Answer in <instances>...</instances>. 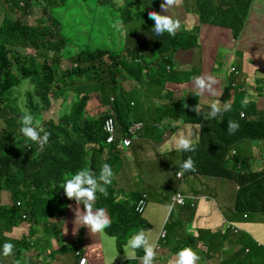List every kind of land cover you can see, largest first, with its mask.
Returning <instances> with one entry per match:
<instances>
[{
    "label": "trees",
    "instance_id": "16d2710c",
    "mask_svg": "<svg viewBox=\"0 0 264 264\" xmlns=\"http://www.w3.org/2000/svg\"><path fill=\"white\" fill-rule=\"evenodd\" d=\"M5 1L9 2V0ZM115 1L111 0L110 3L121 11V21L128 26L124 29L126 41L123 47L114 50L104 48L82 50L78 57H73L75 62L80 64V67L73 70L70 68L62 69L61 74L54 69H57L59 60H61V52L63 53L68 45V39L63 34L62 25L59 29H50L49 25L31 26L22 20L11 18H6L0 23V123L4 124V128L0 132V264H12L13 262L21 264L20 255L22 252L30 249L31 245L38 246L39 238L35 232L36 228L42 230L43 235L60 236V223H62L69 208L67 206L76 204L75 200L66 197L62 184L66 178L80 168L88 167L97 175L104 163L110 164L113 168L114 178L111 185L108 186V195L104 196L97 193L96 201V206L106 207L112 218L111 226L105 229L109 234L120 236L119 228H122V222L129 224L131 220L138 219L140 212L145 209L143 206L142 210H138L136 203L131 208L124 207V203L130 197L125 196L124 189L121 191L120 184L117 185V183L121 182L119 181L121 178L132 181L138 177L133 174L137 172L135 165L122 156L123 154L120 153L122 150H117L121 147L120 145H123L125 138H130L131 143H136L134 140L142 132H147L149 136L162 137V135L167 134L169 129L162 122L152 124L149 121L148 123H151L152 128L149 130L141 128L136 133H131L130 127L135 123H140L136 120L132 122L133 119L130 114V108L135 106L129 103L128 99L130 95L135 96V94L126 92L122 88L121 82L122 79L133 78L140 83L142 81L138 76L144 74L142 67H146L152 72L157 68L155 64L144 63L146 53L151 51V48H146L144 42L150 41L152 37L150 31H153V28L151 26V28L143 31L134 23L135 7L140 10L141 18L145 22H153V24L154 20L149 18L148 13L152 10L162 13L163 10L158 5V0H124V6L120 7ZM29 2L30 0H28L26 8L30 7ZM104 2L105 0L101 1L102 4ZM185 3L186 0H181L179 6H183ZM62 4L63 2L55 1L48 6L50 10H54L55 7ZM148 4L150 5L149 8ZM144 6L147 7L144 8ZM50 15L52 16V13ZM51 19L55 18L52 16ZM128 23L135 27H131ZM186 23V21L181 23V27L174 37L167 33L168 38L180 40L181 36L188 33ZM50 37H52V41ZM27 49H34L37 52V57L39 53L43 54L46 64L41 61V65L38 67L34 62L36 61L35 56L29 57L21 51ZM26 59L33 60L26 63ZM50 59L55 62V65H48L47 60ZM204 59H210V55L205 51ZM22 60L24 61L22 62ZM207 65L208 61L204 60L201 67L192 71L180 72L174 69L172 73L166 69V66L159 67L160 70L166 72H162L166 74L165 76H169L170 79L185 87L177 92L178 94L187 92L186 102L189 107L185 110L184 122L202 126L199 139L195 143V151H183V161L189 156L195 161L196 171H189V173L196 174L199 172V174L210 176L212 179L235 181L239 185L235 209L238 212H247L254 218L258 217V214L264 217V174L240 173L236 169L231 170L227 161L229 154H231L229 150L232 144L237 141L247 138L253 141L264 140V121H248L244 117V122L241 124L243 133L237 135L235 141H233L235 138L233 133L228 137L229 118L235 120L239 117L238 111L241 106L238 104L237 97L240 93L244 94L245 89L238 85L225 84V89L222 92L218 80L217 84L214 85L217 95L213 96L206 92L203 96L217 97L224 102H230L231 110L222 112L214 119H205L206 115L195 112L193 107L197 104L200 106L201 97L195 96L196 90L193 87L192 78L206 72V74L214 75L208 70ZM121 72L125 74H121ZM172 74L176 77L173 78ZM76 75L86 76L83 84L75 81ZM158 75L159 73L155 77L157 78ZM63 80L69 84L68 89L74 92L75 100L72 106V114L74 113L75 116L66 117V123L57 127L52 126V128H48L43 121H39L40 125L51 133L44 150L40 151L35 143L26 140L20 133V120L16 118H18V114H22V112H18L21 107L16 109L12 101L26 100L28 93L23 96L24 93L16 91L22 82L26 85H33L36 91V93L34 92L35 96L45 97L50 101L56 99L54 92L62 88ZM51 87L53 96L49 91ZM91 91L96 92L95 98L102 103L103 110L97 109L84 115V109L92 98ZM62 100H65L64 97ZM181 107L182 103L177 99L173 104V112L180 110ZM166 108L160 107L159 110ZM227 112L230 116L224 117L223 113ZM114 117L118 122V129L114 135L115 143L108 145L106 139L109 136L107 130H104V126L106 128L108 121ZM72 119L80 120L75 125L77 131H72L69 126L68 120ZM213 127L222 129V132L216 134ZM176 129L177 126L172 127V131ZM208 141L212 143H208ZM104 157L106 159L102 162ZM232 157H234L233 154ZM117 173L120 176L116 179ZM129 175L130 177H128ZM116 186L118 189L115 191ZM3 191L9 192L11 198L9 203L4 204L2 202ZM119 195L127 198L126 201H118ZM180 195L183 196L184 204L177 203L176 205L187 206L192 201V198L182 193ZM230 229L234 233L239 232L236 227ZM5 242L14 245L13 254L9 257L2 255V245ZM62 250L63 247H60L51 252L50 256L55 257L61 254ZM79 255L80 253L77 252V256ZM38 256L40 257V254Z\"/></svg>",
    "mask_w": 264,
    "mask_h": 264
},
{
    "label": "crops",
    "instance_id": "0c3cea01",
    "mask_svg": "<svg viewBox=\"0 0 264 264\" xmlns=\"http://www.w3.org/2000/svg\"><path fill=\"white\" fill-rule=\"evenodd\" d=\"M173 13L187 22L188 33L178 40L170 39L168 36L156 38L154 32L150 31L154 39H151L153 55L149 61L144 60V63L155 64L159 68L166 66L164 61L166 60L169 65H173L176 71L183 72L199 68L204 60H207V68L219 81L222 92L225 84H234L245 89V93H240L237 97L238 104L241 106L238 111L239 117L235 120L229 118L239 123L238 130L233 133L235 135L233 141H235L236 136L244 131L241 125L244 122L241 117L242 113L248 121L264 120V0H186V3ZM21 51L26 53L27 50ZM204 51L210 55V59H204ZM36 64L38 67L41 65V63ZM235 67L238 68L239 74L235 73ZM142 68L144 74L138 76L142 82L128 78L124 81L129 80V83L122 84L129 90L134 89L140 98L139 103L129 102L136 107L132 112V119L140 123L143 121L157 124L162 122L168 126L169 130L162 137L149 136L147 132H142L135 140L136 143H141L137 150L133 149L134 145L132 149L120 147L116 150H122L120 151L122 156L134 164L137 169L135 172L138 177L137 182L121 178L119 179L121 182L117 183V185L120 184L121 191L124 189L125 196L130 197L124 203V207L131 208L134 203L138 204L139 199L146 197L145 213L139 215L136 220L130 219L129 224L122 222L123 226L119 228L122 236L112 235L106 231L93 236L87 227H81L74 235L72 209L77 205L73 203L60 223V236L49 237L43 235L42 230H38L39 241L36 246L38 251L24 250L20 255L21 264H43L41 261L37 262L35 257H44L46 264H62L68 247H72L74 251V264H78L82 257L87 258L88 264H139L138 260L127 259L123 249L130 236L129 233L139 229H146L150 239L159 247L155 264H169L175 254L184 247H190L198 253L200 259L197 264H264V244L259 243V241H264V217L261 215L260 219H254V216L247 212L242 213L235 209L236 196L239 191V185L235 181L216 180L210 176L201 175L199 172L196 174L186 172L182 174V179L175 175L170 180L168 172L173 170L177 172L180 170L179 165L183 163V151H176L172 148L173 135L178 131L187 132L191 129L192 138L196 143L202 126L184 122L187 92L179 94L177 92L185 87L170 79L169 76L159 73L156 78L157 73L146 67ZM206 73L203 75H207ZM172 76L176 77L173 74ZM23 84L25 83L22 82L21 85ZM26 88L23 96L27 93L28 95L32 92L36 93L33 85L27 84ZM245 96L249 99L246 106L242 105ZM37 97L39 103L43 105L44 118L51 120V123L47 124L48 128L64 124L67 122L66 117L75 116L74 113L72 114L73 98H70L71 112H68L63 110V106L69 99L58 98L50 101L45 97ZM177 99L182 103V107L173 112V104ZM213 100H219L221 105L224 103L217 97L203 96L200 98V113L206 115L209 111L208 105ZM26 101L27 98L17 100L16 109ZM101 105L102 103L96 99L93 104L86 106L83 114H89L90 111L97 109L103 110ZM160 107L167 108L159 110ZM223 114L224 117L230 116L229 112ZM21 116L22 114H18L16 119L20 120ZM170 118L173 120L165 124ZM68 121L72 131H77L75 125L80 120ZM173 126H177L174 131H172ZM3 128L4 124L0 123V130ZM213 130L216 134L222 132V129L217 127H213ZM227 134L229 137L228 130ZM144 139L148 141L143 143ZM146 143H151V148L147 147ZM166 143H169L167 151L161 152V147ZM208 143L212 142L208 141ZM229 152L231 154L227 161L231 170L236 169L240 173L264 174V140L243 139L232 144ZM163 155L166 158L160 157ZM161 161L163 168L160 165ZM155 165H160L162 171L158 175L147 172L148 179L146 180L144 167L152 168ZM118 174L115 175L116 179L120 176ZM178 179L180 185L176 186L174 183ZM117 189L116 186L115 191ZM176 193H182L193 200L187 206H178L173 202ZM119 196L118 201H126L127 198ZM80 207L82 208V205ZM122 218L125 219V217ZM236 219L245 223L239 224ZM227 224L236 225L239 232L234 233L227 228ZM66 227L67 233H65ZM163 230L166 236L159 240ZM44 244L47 246L42 247ZM58 245L63 247L62 253L51 257V251H54ZM77 252L80 253L79 256L76 255ZM118 253H123L124 257L119 256ZM141 253L144 254L142 249L136 251L138 257ZM50 260L51 262L47 263Z\"/></svg>",
    "mask_w": 264,
    "mask_h": 264
},
{
    "label": "rangeland",
    "instance_id": "374dc122",
    "mask_svg": "<svg viewBox=\"0 0 264 264\" xmlns=\"http://www.w3.org/2000/svg\"><path fill=\"white\" fill-rule=\"evenodd\" d=\"M22 1L23 0H20V1L19 0H15V1L9 0V2H6L5 0H0V23H2L3 20L6 18H11L14 20H18V19L22 20L25 23L31 24V26L49 25L50 29H54V28L59 29L60 25H62L63 34H65V37L68 39V45L65 48L64 52L63 53L61 52V60H59V65H57L58 70L54 69L56 72L58 71V73H60V74H61V71H63L66 68H70L73 70L74 68L80 67V64L77 61L75 62V59L73 57L74 56L78 57V55L81 54L82 50H86V49L97 50L99 48L112 49V50L121 49L123 47V44L126 41V38H125L126 34H125L124 29L128 28V26L124 22L121 21L122 20L121 11L117 10L114 7V5H112L110 3L111 0H105L104 4L101 3L102 0H30V2H29L30 7H27V8H26V5L28 3V0L24 1V4H22ZM55 1H58L59 3L63 2V4L55 7L54 10H50L48 5L54 3ZM115 2L117 4V0ZM120 6H124V0H123L122 4L118 5V7H120ZM146 7L147 6H144V8H146ZM149 7H150V5L148 4V8ZM51 13L55 19H51L52 18V16L50 15ZM134 14H135L134 23L143 31L151 28V26L152 27L154 26L153 22H148V21L145 22L141 18L140 10L139 9L137 10L136 7L134 10ZM173 17H175V16H173ZM128 25H130L131 27H135L133 24H130V23H128ZM119 29L121 31H118ZM55 31H57V30L55 29ZM89 35H91V38H89ZM83 37H85V38H83ZM151 39L154 40L152 37H151ZM151 39L149 42H147V41L144 42L146 45V48L147 47L151 48V51H148L146 53V55H147L145 57L146 61H149L153 55ZM50 40L52 41V37H50ZM29 50L26 51V55H28L29 57L35 56L36 61H34V62L41 63V61H42L45 63V61H44L45 57L43 54L39 53V55L37 57V52H35V50H33V49H31L32 51H29ZM15 56H17L16 53H15ZM50 57H51V55H50ZM24 60H22V61H24ZM31 60H33V59H26V63H29ZM47 61L49 63L48 65H50V66L55 65V62L52 59L47 60ZM106 62L104 63V65L106 64ZM64 64H66V68L63 67ZM161 66H164V65L161 64ZM154 72L160 73L162 75H166L165 74L166 72L164 70H160V68H156L154 70ZM162 72H165V73H162ZM121 74H125V73L121 72ZM84 79H86V76L83 77V76L76 75V77H75V81L77 83H81V84H83ZM127 83H129V80L124 81V79H122L121 84H127ZM68 85L69 84H67L66 81L63 80L62 81V88L60 90H55L54 93L56 94L57 98H59V97L63 98L64 97V99H69L64 104L63 110L71 112L70 98H73L72 100L74 101L75 95H74V92H71V90L68 89ZM122 88L126 92H133L135 94V96L134 95L129 96V99H128L129 102H131V101H134L135 103L140 102V98L134 89L129 90L125 86H122ZM26 89H27L26 84H23V85H20L19 88L16 89V91L24 93L26 91ZM90 93L92 94L91 95L92 98L89 100L88 105H91L94 103V101H96V98H95L96 92L91 91ZM31 95H34V96L32 97ZM12 102L14 103L15 106L17 105V104H15L16 102H14V101H12ZM20 107H24L25 109L30 111L32 114H35L36 117H41V115H39V112L42 109V104L39 103V98L37 96H35V94L33 92L27 96V101L25 104H22V103L20 104ZM134 109H135V107L130 108V114L132 117H133L132 111ZM18 112H21V110H18ZM172 120L173 119H171V118L167 119L165 124H169L170 121H172ZM132 122H135V119H133ZM148 122L149 121H147V122L143 121L141 123H135L132 127H130V129L134 128V133L139 131L141 128H144L145 130L150 129V128H152V126L150 124L151 123L153 124V122H151V123H148ZM109 125H111V123L107 124V130L109 129L108 128ZM113 125L115 128L114 132H116V130L118 129V125L116 123H114ZM105 129L106 128L104 126V130ZM198 129H199L198 131H200L199 127H198ZM143 135H144V133H143ZM146 141H148V140L144 139L143 143ZM240 141H242V140H240ZM107 142L108 143H106V144H108V145H112L115 143V142H111L110 140H107ZM131 142H132V140H131ZM140 144L141 143H134V144L133 143H127V145L124 144V146L122 148H131L134 145L133 149L137 150V148ZM154 144L157 147L156 143H154ZM146 146L151 148V143H146ZM168 146H169V143H166L161 148H164L165 151H167ZM231 152L233 153L234 151H231ZM160 157L162 159L166 158L165 155L160 156ZM102 162H103V160H102ZM160 164H162V161L160 162ZM161 168H163V166H161ZM144 169L146 171V174L144 175L145 176L144 178L146 180L148 179L147 172L153 173L154 175H158L160 173V171H162V170H160V165H155L152 168L151 167H144ZM178 171H180V170H178ZM177 172H176V170H173L172 172H168L170 180L173 179L175 177V175H176V177L179 176ZM184 173L186 174V172H183V174ZM133 174H135V173H133ZM180 176H182V175H180ZM137 180H138V178L135 180H132L131 182H137ZM174 185H176V186L180 185L179 179L174 183ZM178 194L179 193H176L174 195L173 200H175V198ZM10 199L11 198L9 197V194L7 192L2 193V202L4 204L9 203ZM141 202H143L144 206H145L144 207L145 209H143V211L140 212V215H143L145 213L146 208H147V198L144 197L142 199H139L137 206H139V204ZM180 204L183 205L184 203H180ZM260 218H261V215L258 214V218H254V219H260ZM236 221L239 224L245 223L244 221L239 220V219H236ZM38 230H39L38 228L35 229L36 234H37ZM144 230H146V229H144ZM104 231H106V230H104ZM133 232H135V231L132 230V232L129 233V235H131ZM165 236H166V232L164 230L161 231L159 240L164 239ZM55 242L58 244V241L55 240ZM46 246H47V244H44L42 247H46ZM59 247L60 246L58 245V247L56 249H58ZM30 249L36 250L37 247H36V245H31ZM158 250H159V247L156 246V253ZM51 252H53V251H51ZM48 253H49V251H48ZM123 253L122 254L118 253V254H119V256L121 255L124 257ZM142 255H140V256H142ZM48 258L51 259L50 256H48ZM35 259H37V262L41 261L43 264H46V263H44V260H45L44 257H40V258L35 257ZM82 259H86L84 264H88L86 257H82L80 259V262L82 261ZM74 261H75L74 251H73L72 247H68L67 253L63 256L62 264H74ZM49 262H51V260L48 261L47 263H49Z\"/></svg>",
    "mask_w": 264,
    "mask_h": 264
},
{
    "label": "clouds",
    "instance_id": "9594fccd",
    "mask_svg": "<svg viewBox=\"0 0 264 264\" xmlns=\"http://www.w3.org/2000/svg\"><path fill=\"white\" fill-rule=\"evenodd\" d=\"M24 1L25 0L22 1V4H24ZM122 2L123 0H117L118 5L122 4ZM180 3L181 0H158V5H160L163 12L161 13L156 10H152L148 13L149 18L154 20V26L152 28L156 38L167 36V33L174 37L177 31L180 29L181 23L185 22L183 18L178 17L173 13L179 7H181L179 6ZM9 58L11 59V56ZM164 61L166 64V69L169 72H172L174 69L173 65H169L166 60ZM63 67L66 68V64H64ZM234 71L236 74H239L238 68L235 67ZM192 84L196 90V97H202L206 92L213 96L217 95L216 89L214 88V85L217 84V79L211 74L194 76L192 78ZM49 91L51 94L53 93L52 87ZM248 103L249 99L247 96H245L242 100V105L246 106ZM185 107L187 108L189 106L185 104ZM208 108L209 111L206 114L205 119H214L218 115L222 114V112L230 111L232 105L227 101L221 105L219 100H213L209 103ZM193 110L199 114L201 111L199 104L194 106ZM21 112L22 116L20 117V133L26 138V140L35 143L40 151H43L51 135V133L46 131L39 122L43 121L46 125L51 123L50 119H45L43 116V105L41 111L39 112L41 117H36L35 114H32L24 107H21ZM241 117H245L244 113L241 114ZM114 119L115 123L118 124L115 117ZM238 128V122L232 120L228 121L227 130L230 134L234 133L236 130H238ZM108 130L110 131V129ZM192 137L193 132L191 129H188L187 132L183 130L178 131L172 137V148L176 151H195L196 145ZM106 143H108L107 139ZM123 143L127 145L128 141H124ZM164 151L165 149L161 148V152ZM179 169L180 171L178 172V175H182L183 172H195V161L191 156H189L183 161L182 164L179 165ZM113 178L114 171L112 166L108 163H104L101 165L98 175L88 167H83L78 169L70 177L63 181L62 189L64 194L68 199L75 200L77 205V207L72 209L74 212V235L79 232L81 227H87L90 230V233L93 236H96V234L103 233L106 228L111 226L112 218L108 209L106 207H97L96 201L97 193L103 194L104 196L108 195V186L111 185ZM178 178L182 179V176ZM173 202L177 204V201L173 200ZM80 205H83V207L81 208ZM67 207L71 208L72 206L68 205ZM231 227L238 228L234 224H227L228 229ZM67 231L68 229L66 227L65 233H67ZM193 234L195 235V233ZM259 243L264 244V241H259ZM13 249L14 245L12 243L5 242L2 245V255L4 257L11 256L13 254ZM123 249L126 254V258L129 260H138L139 264L156 263V244L150 239L149 234L144 229H139L138 231L133 232L128 237ZM139 249H142L144 253L140 257L136 255V251ZM199 259L200 257L196 251L190 247H184L175 254V257L169 261V264H197ZM78 264H80V260Z\"/></svg>",
    "mask_w": 264,
    "mask_h": 264
},
{
    "label": "built area",
    "instance_id": "2783aa9c",
    "mask_svg": "<svg viewBox=\"0 0 264 264\" xmlns=\"http://www.w3.org/2000/svg\"><path fill=\"white\" fill-rule=\"evenodd\" d=\"M109 123H111V125H109L108 126V128L110 129V131H108L107 130V125H106V132L108 133V138H107V140H110L111 142H114V135H115V132H114V130H115V128H114V123H115V119L114 118H112L111 120H109L108 121V123L107 124H109ZM130 132L131 133H134V128H131L130 129ZM134 135V134H133ZM124 141H128V143H131V139L130 138H126ZM110 142V143H111ZM121 147H123L124 146V143H123V145H120ZM178 177H181L180 175L178 176ZM182 195H180V194H178L177 196H176V198H175V201H177V203H184L183 202V200H182ZM144 206V203L143 202H141L140 204H139V206H138V209L139 210H142V207ZM85 260L86 259H82V261L80 262V264H84L85 263Z\"/></svg>",
    "mask_w": 264,
    "mask_h": 264
}]
</instances>
